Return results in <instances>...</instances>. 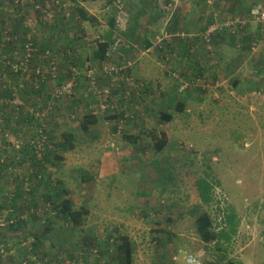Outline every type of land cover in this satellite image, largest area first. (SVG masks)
<instances>
[{"label": "rangeland", "instance_id": "374dc122", "mask_svg": "<svg viewBox=\"0 0 264 264\" xmlns=\"http://www.w3.org/2000/svg\"><path fill=\"white\" fill-rule=\"evenodd\" d=\"M129 1L21 0L30 8L23 34L12 27L19 0H0L1 264H70L69 256L82 259L83 251L90 264H109L116 229L133 240L135 264H184L187 252L214 264H264V35L252 51L245 35L231 40L220 32L210 52L200 35L215 19L245 18L264 0H156L153 12L163 16L152 23L145 18L134 44L126 47L120 34L127 27ZM78 5L94 20L80 22L74 16ZM195 6L194 20L202 29L186 33L181 17ZM115 14L117 41L100 61L93 51ZM257 27L260 33L255 21L244 30L254 33ZM187 37L200 41L191 40L180 51L177 40ZM197 66L209 77L205 86L181 90ZM42 85L38 93L31 90ZM92 111L98 121L83 131L81 116ZM162 112L173 118L165 120ZM32 116H41L42 125ZM45 128L55 142L62 132L75 134L74 148L56 150L62 158L42 164L52 180L62 181L73 205L87 210L82 230L47 214L41 200L25 209L22 195L13 192L16 177L29 170L21 166L23 149L37 144L34 153L41 157L49 142ZM128 134L139 135L138 142L124 137ZM160 138L166 145L158 150ZM168 172L172 180L166 179L162 194L158 183ZM206 175L215 184L211 205L202 203L196 185ZM205 210L216 229L234 226L230 240L201 239L196 217ZM30 214L31 220L18 226L19 217ZM37 235L45 252L38 256L32 245Z\"/></svg>", "mask_w": 264, "mask_h": 264}, {"label": "trees", "instance_id": "16d2710c", "mask_svg": "<svg viewBox=\"0 0 264 264\" xmlns=\"http://www.w3.org/2000/svg\"><path fill=\"white\" fill-rule=\"evenodd\" d=\"M130 1L127 4V6L129 7V9H127L129 13L127 19V27L123 31H121L120 34L124 40L121 42L123 46L134 44L133 42L135 41V37L137 36L141 23L145 18H147V22L152 23V21H157L161 16H163L162 13L160 12L155 11V14L153 12L154 6L156 5V0H137L136 2H134V4H132ZM11 2H14V0H11ZM19 2H20L19 3L20 15L17 17H13L12 27L16 32H22L23 34H27L28 29L25 27V18H26L25 12L27 10L29 11L30 8L28 4L22 3L21 0H19ZM132 5H133V9H131ZM75 11L76 12H74V16L78 14V18L80 19V22L86 20L88 21L94 20V17H92L82 5L80 6L78 5ZM110 22H111V29L103 37V39L97 41L96 47L93 51L94 57L96 59H99L100 61H105L108 58L110 48L117 41V39L114 37V31L115 32L117 30L120 31L116 14L111 17ZM235 36L236 35L234 34H229V38L231 40H234ZM213 38H215V35ZM23 40L26 41L27 39H25L24 37ZM166 44L168 45L169 43L167 42ZM146 46L147 47L151 46V42L148 39H146ZM187 54L190 55V52H188ZM192 70L194 74L192 75L191 79L197 77L199 74H202L201 66L194 67V69ZM105 72L108 73L107 70ZM110 82H111L110 87L113 91L115 87L112 81ZM43 87L44 85L40 86L38 89L32 88L31 90L36 91L38 93L43 90ZM6 93H9V90H6ZM179 105L183 107L184 103H179L178 106ZM6 108H8V106ZM41 116L38 118H34L32 116V118L30 119L32 120L34 119L35 122L38 121L39 126H41L42 124L39 122L40 120H42ZM115 116H117V114H115L113 117ZM161 116L167 121L173 118V115L171 113L162 112ZM97 121H98V115L95 111L85 113L83 116H81L80 127L83 131H88L90 125L96 123ZM46 129L48 130V128H45V130ZM47 130L44 132L48 134L49 142L45 144L41 157L37 158L36 154L34 153V150L35 151L38 150L37 144L29 143L24 147L25 149H23L24 154L22 157L21 166L29 168V170H27V173L25 172L21 173L19 174V176L16 177V179H18L15 186L17 190H14L13 192L18 191V195L19 194L22 195V199L24 198V201H22V206H24V208L25 207L29 208V206H32V204L35 207L39 203L38 200H41L43 207L46 206L45 209L47 210V214L53 213L56 216L64 219L68 224L71 225L70 228L72 230L75 231L77 229L82 230L84 225V218L87 215V210L84 208H77L73 205L71 198L68 197V191L62 186V181L58 179L52 180L50 178L51 173H49L47 169H44V165H43L46 162H50L51 164V162L57 157L62 158L61 155L56 154V150H60L64 152L74 148L75 146L74 141L76 138L75 134L72 131V129L66 132H62L59 139L55 142V137L52 136L51 132H48ZM162 136L164 138L165 133H163ZM124 137L127 138L130 142L135 144L138 142L139 139V135L133 136L128 134V135H124ZM163 138L156 140V146L158 150L163 149L166 145V141ZM31 150H33V154L35 155V157L34 155H32V157H29L27 155L26 151H31ZM91 176L92 175H89V178ZM83 179L86 180L87 177H84ZM166 179L172 180L171 172H168L165 175V179H162V181L158 183L161 185L159 187V191L162 194L166 192L167 185L170 183V182L168 183ZM196 185L202 203L206 205H211L214 200L215 184L213 183V181L208 177V175L200 176L196 181ZM14 195L15 197L13 198ZM14 195L12 193L11 200L16 199V194ZM47 205H51V208L47 209ZM32 216H34V218H37L34 214ZM228 218L230 219L232 218V215L230 216L229 213L226 216L227 222H228ZM18 220H19L18 226H21L22 228L25 224H27L31 220V214L29 216H26V218L20 216ZM44 220L47 221L50 219L49 217H46L44 218ZM14 222H15L14 220H10L11 223L10 227H15ZM50 224L51 222H49V224L46 226L48 227L50 226ZM196 225L201 239L205 242L216 241V243H218L222 239L230 240L232 232L236 231L233 225H230V228L232 227L230 231H226L225 228H221L220 230L216 229L214 225V219L212 218L210 212L207 210L202 211V213H200L196 217ZM112 235L107 237L108 242L112 240ZM116 235L117 237L115 241L113 240L112 242L113 245L112 252L114 255L110 257L111 261H109V264L112 263L135 264L134 263L135 245L133 240L130 238L128 234L123 233L120 229H116ZM41 238L42 237L37 235L36 240L34 241V243H32V245H34L35 254L37 256L39 255V253H41V251L44 252L42 250V243L40 242ZM84 246L88 247V245H83L80 248ZM83 253L86 254V252L85 251L81 252L82 259H77L70 255L69 257H71L72 259L70 261V264H76V262H78V264H90L87 259V256L84 255ZM34 261L35 260L31 261V263H33ZM44 261H48V260H44ZM53 262L57 264L54 260Z\"/></svg>", "mask_w": 264, "mask_h": 264}, {"label": "built area", "instance_id": "2783aa9c", "mask_svg": "<svg viewBox=\"0 0 264 264\" xmlns=\"http://www.w3.org/2000/svg\"><path fill=\"white\" fill-rule=\"evenodd\" d=\"M258 23L259 26V36L253 35L251 36V43H250V48L252 51H256L259 48V39L261 35H264V5L261 3L253 5L247 12L246 17L243 18V16L237 15L234 18H229L226 20H219L215 19L212 23H210L204 31H202L201 35V40L205 42V47L207 50L210 52L213 47H212V41L214 35L226 31L228 34H239L241 31H244V27L247 24L253 23V22ZM167 33V31H166ZM170 60V54H167L165 57V60ZM169 62V61H168ZM164 64H166L164 62ZM208 76L206 73L202 72V74H199L197 77L192 78L188 81H184L181 83V90H186L190 88H194L197 86H205V82L208 81ZM70 84V83H69ZM68 84V85H69ZM219 84V81H217V85ZM70 92V88L63 89L60 91L62 92ZM102 90L101 92H103ZM108 89L107 92H105L106 95H108ZM124 114V113H123ZM127 121V120H126ZM184 264H214V262L205 260L203 258H199L197 255H195L192 252H187L185 255V262Z\"/></svg>", "mask_w": 264, "mask_h": 264}, {"label": "crops", "instance_id": "0c3cea01", "mask_svg": "<svg viewBox=\"0 0 264 264\" xmlns=\"http://www.w3.org/2000/svg\"><path fill=\"white\" fill-rule=\"evenodd\" d=\"M208 1V0H207ZM217 4V3H216ZM206 5V3H202V7H200L201 9H202V11L200 12L201 13V15H202V13H203V10H204V6ZM192 6H193V3H192ZM195 8H196V6L195 7H191V8H188V11H185V13L187 14V15H189L188 17H186V19H185V17H181L184 21H186V23H181V24H179V27L183 30V31H186V33H195V32H198L199 30H201L202 29V27H200L199 26V23H197L195 20H194V16L196 15V14H198L197 13V11L195 10ZM200 11V10H199ZM177 16H179V15H177ZM193 17V19H191ZM198 19H203L200 15H199V17H197ZM175 20H176V18L174 19V22H175ZM194 22H196L195 24H194ZM252 24V23H251ZM249 28V27H248ZM247 28V29H248ZM255 28H256V25H255ZM257 31H258V27H257V29H256V31H254V33H249L247 30H245V33H244V31H241L239 34H237V35H245L244 36V38H247V39H251V36H253V35H257V36H259V33H257ZM229 35V34H228ZM198 36V35H197ZM236 37V36H235ZM191 40H194L195 42H196V40L197 41H200L198 38H195V39H189L188 37L187 38H182V39H178L177 40V44H176V46L177 45H180V51H185V49L187 50L188 48H189V46L190 45H192L191 44ZM238 42H239V44H241L240 43V41H239V39H238ZM238 44V45H239Z\"/></svg>", "mask_w": 264, "mask_h": 264}]
</instances>
